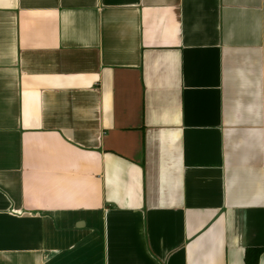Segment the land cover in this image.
Segmentation results:
<instances>
[{
	"label": "crops",
	"instance_id": "1",
	"mask_svg": "<svg viewBox=\"0 0 264 264\" xmlns=\"http://www.w3.org/2000/svg\"><path fill=\"white\" fill-rule=\"evenodd\" d=\"M0 264H264V0H0Z\"/></svg>",
	"mask_w": 264,
	"mask_h": 264
},
{
	"label": "trees",
	"instance_id": "2",
	"mask_svg": "<svg viewBox=\"0 0 264 264\" xmlns=\"http://www.w3.org/2000/svg\"><path fill=\"white\" fill-rule=\"evenodd\" d=\"M260 253V250L258 251V254Z\"/></svg>",
	"mask_w": 264,
	"mask_h": 264
}]
</instances>
